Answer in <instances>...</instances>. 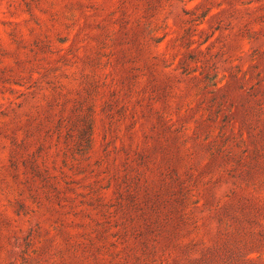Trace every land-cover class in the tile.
I'll return each mask as SVG.
<instances>
[{
  "label": "rangeland",
  "instance_id": "1",
  "mask_svg": "<svg viewBox=\"0 0 264 264\" xmlns=\"http://www.w3.org/2000/svg\"><path fill=\"white\" fill-rule=\"evenodd\" d=\"M0 264H264V0H0Z\"/></svg>",
  "mask_w": 264,
  "mask_h": 264
}]
</instances>
